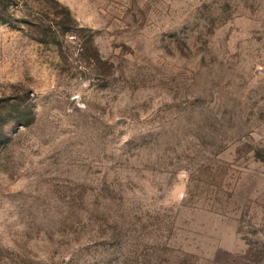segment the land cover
Here are the masks:
<instances>
[{"label":"rangeland","instance_id":"1","mask_svg":"<svg viewBox=\"0 0 264 264\" xmlns=\"http://www.w3.org/2000/svg\"><path fill=\"white\" fill-rule=\"evenodd\" d=\"M0 264H264V0H0Z\"/></svg>","mask_w":264,"mask_h":264}]
</instances>
